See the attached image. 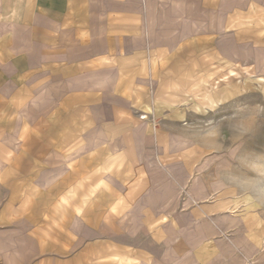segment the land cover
<instances>
[{
  "label": "crops",
  "instance_id": "crops-1",
  "mask_svg": "<svg viewBox=\"0 0 264 264\" xmlns=\"http://www.w3.org/2000/svg\"><path fill=\"white\" fill-rule=\"evenodd\" d=\"M239 67L264 0H0V264H264L189 134Z\"/></svg>",
  "mask_w": 264,
  "mask_h": 264
},
{
  "label": "rangeland",
  "instance_id": "rangeland-1",
  "mask_svg": "<svg viewBox=\"0 0 264 264\" xmlns=\"http://www.w3.org/2000/svg\"><path fill=\"white\" fill-rule=\"evenodd\" d=\"M231 74L226 83L214 84L208 108L193 116L189 134L208 149L221 184L255 200L264 215V74L246 67ZM6 249L3 242L0 263Z\"/></svg>",
  "mask_w": 264,
  "mask_h": 264
},
{
  "label": "built area",
  "instance_id": "built-area-1",
  "mask_svg": "<svg viewBox=\"0 0 264 264\" xmlns=\"http://www.w3.org/2000/svg\"><path fill=\"white\" fill-rule=\"evenodd\" d=\"M143 120H148L149 119V116L148 115H141L140 116Z\"/></svg>",
  "mask_w": 264,
  "mask_h": 264
}]
</instances>
